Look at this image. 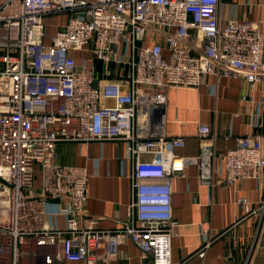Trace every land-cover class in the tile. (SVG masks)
Wrapping results in <instances>:
<instances>
[{
  "label": "built area",
  "instance_id": "obj_1",
  "mask_svg": "<svg viewBox=\"0 0 264 264\" xmlns=\"http://www.w3.org/2000/svg\"><path fill=\"white\" fill-rule=\"evenodd\" d=\"M221 3L0 0V264H129L114 262L125 240L138 246L142 258L150 255L151 264H184L170 255L178 236L172 180L182 177L188 162L209 184L215 155L205 141L207 125L198 128V157L172 154L184 139L165 136V92L197 89L210 75L242 76L251 88L264 78L258 24L224 22ZM59 16L65 17L62 25L47 37V20ZM62 142L124 144L131 201L121 227L101 229L98 218L86 216L90 177L85 167L55 163ZM220 160L227 185L264 176L258 135L239 138ZM49 202L58 204L63 227L46 221ZM235 203L245 214L263 208L251 209L243 199Z\"/></svg>",
  "mask_w": 264,
  "mask_h": 264
},
{
  "label": "crops",
  "instance_id": "obj_2",
  "mask_svg": "<svg viewBox=\"0 0 264 264\" xmlns=\"http://www.w3.org/2000/svg\"><path fill=\"white\" fill-rule=\"evenodd\" d=\"M220 11L224 22L247 20L258 24L264 35V0H222ZM64 18H53L52 26L48 19V33L61 26ZM165 96L161 112L165 136L184 139V146L174 149L172 154L182 160L198 157L203 143L198 128L207 125L211 134L205 141L212 144L215 155V173L209 184L198 178V166L188 162L183 164L182 177L172 180V218L178 232L170 243L172 261L243 264L247 260L246 264H264V176L261 180L227 185L220 160L248 133L260 136L264 156V78L251 88L242 76L210 75L197 89H169ZM142 159L147 161L150 157ZM54 161L60 166L85 167L90 179L84 213L98 218L101 229L121 227L131 201L130 163L123 143H58ZM237 199L246 200L251 209L261 205L263 208L255 214H245L235 203ZM57 209L56 202L47 203L46 221L61 228L65 223L55 215ZM151 260L150 255L142 258L138 246L125 240L119 245L114 262L151 264ZM55 264L84 263L62 259Z\"/></svg>",
  "mask_w": 264,
  "mask_h": 264
},
{
  "label": "rangeland",
  "instance_id": "obj_3",
  "mask_svg": "<svg viewBox=\"0 0 264 264\" xmlns=\"http://www.w3.org/2000/svg\"><path fill=\"white\" fill-rule=\"evenodd\" d=\"M53 20H50L49 23H51ZM56 29H53V32L52 33H48V31H46V36L49 37L50 35H52L54 32H55ZM34 178H35V181H34V190L37 191L39 189V186H40V171L39 169H35V172H34Z\"/></svg>",
  "mask_w": 264,
  "mask_h": 264
}]
</instances>
